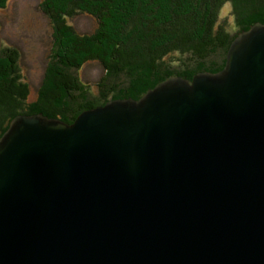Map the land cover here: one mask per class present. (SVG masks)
<instances>
[{
	"label": "water",
	"instance_id": "obj_1",
	"mask_svg": "<svg viewBox=\"0 0 264 264\" xmlns=\"http://www.w3.org/2000/svg\"><path fill=\"white\" fill-rule=\"evenodd\" d=\"M0 264H264V23L216 72L0 135Z\"/></svg>",
	"mask_w": 264,
	"mask_h": 264
},
{
	"label": "trees",
	"instance_id": "obj_2",
	"mask_svg": "<svg viewBox=\"0 0 264 264\" xmlns=\"http://www.w3.org/2000/svg\"><path fill=\"white\" fill-rule=\"evenodd\" d=\"M225 4L233 33L219 16ZM38 8L53 29L50 63L29 101L17 50L0 49V135L16 115L40 113L70 123L110 99H137L169 76L189 80L196 72H216L236 33L264 23V0H39ZM78 14L96 20L92 33L80 34L67 23ZM170 54L184 56L181 69L165 61ZM89 61L104 71L95 94L71 72Z\"/></svg>",
	"mask_w": 264,
	"mask_h": 264
},
{
	"label": "rangeland",
	"instance_id": "obj_3",
	"mask_svg": "<svg viewBox=\"0 0 264 264\" xmlns=\"http://www.w3.org/2000/svg\"><path fill=\"white\" fill-rule=\"evenodd\" d=\"M38 3L39 0H5L3 7L0 8V49L13 47L17 50V64L23 80L27 83V100L29 101L36 96V90L41 85L46 66L50 63L49 49L53 32L51 22L41 13ZM219 13L225 21L228 33H233L236 28L229 16L228 4L223 5ZM66 21L80 34H90L97 27L95 19L83 14L66 18ZM183 57L170 54L165 57V61L171 65V68L177 69L181 66L178 59ZM71 72L87 86L90 94L96 93L95 84L104 74L96 61H89L76 70L71 69ZM121 79L119 77L114 80Z\"/></svg>",
	"mask_w": 264,
	"mask_h": 264
}]
</instances>
